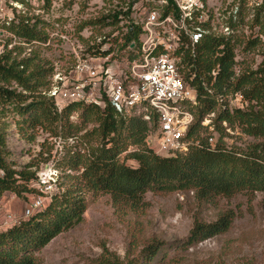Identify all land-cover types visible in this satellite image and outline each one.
<instances>
[{
	"label": "trees",
	"instance_id": "1",
	"mask_svg": "<svg viewBox=\"0 0 264 264\" xmlns=\"http://www.w3.org/2000/svg\"><path fill=\"white\" fill-rule=\"evenodd\" d=\"M43 1L44 7H49L50 0ZM128 15L113 11L98 22L111 26L119 22L120 16ZM30 22L31 19H13L6 28L25 44H45L48 35L38 28L40 21ZM256 23L260 25V35H264V16L260 13ZM137 35V30H128L121 50L136 43ZM258 42L261 39L256 38L249 44ZM23 50H7L6 45L0 54V107L11 108L23 136L41 131L51 137L72 138L81 149L67 161V173L58 192L41 209L0 232V264H41L38 253L55 237L83 221L88 193L108 194L120 216L144 210L146 193L191 192L198 209L239 194L245 195L249 204L256 193L264 195V59L255 70L236 74L230 40L206 37L196 51L194 82L200 89L199 106L192 111L194 122L187 133V138L199 141V146L190 147L183 155L162 157L145 143L149 130L156 125L155 116L150 126L140 118H124L114 111L104 94L98 103H68L59 111L54 100L44 94L52 67L46 68L47 63L36 50L20 57ZM110 52L111 49H97L92 54L97 58ZM129 54L131 59L132 53ZM212 70L216 71L215 78L210 77ZM201 79L213 90L212 94L200 86ZM229 94L241 95L244 107L229 109L224 101ZM77 111L81 112L78 122L72 123L70 116ZM210 113L215 116L210 136L217 135L212 145L208 136L201 135L205 129L201 122ZM227 129H238L253 142L228 145L224 140L229 137ZM123 154L125 162L134 161L137 167L120 161ZM9 155L0 134V199L7 192L25 199L24 195L34 192L29 186L36 180V171L31 170L32 164L17 167ZM236 216L233 209L218 213L211 222L194 216L187 237L177 246L188 248L228 232ZM163 246V242L152 240L128 264H150ZM111 258L104 248L99 263L117 264Z\"/></svg>",
	"mask_w": 264,
	"mask_h": 264
},
{
	"label": "rangeland",
	"instance_id": "2",
	"mask_svg": "<svg viewBox=\"0 0 264 264\" xmlns=\"http://www.w3.org/2000/svg\"><path fill=\"white\" fill-rule=\"evenodd\" d=\"M127 1L50 0L49 7L45 8L43 0H25L23 4L0 0V54L6 45L7 50L23 48L20 57L36 50L47 63L46 68L52 67L53 75H60V87L64 88V77L70 79L74 65L81 60L94 59L92 53L97 49H111V61L128 57L126 49L121 50L126 17H122V25L104 26L98 22L113 11L122 12ZM21 18L31 19V24L36 19L40 21L38 28L48 35L45 44H25L7 30L13 19ZM247 25L248 30H240L232 38L236 74L255 70L264 59V35H261V43L249 44L260 33L252 30L254 22L248 21ZM90 64L102 68L101 61ZM224 101L229 109L244 107L238 96L226 95ZM54 103L60 111L62 101ZM80 113H72L70 121L77 123ZM17 120L11 108L0 107V134L10 153L8 158L17 167L32 164L36 180L29 186L34 192L24 195L25 199L9 192L3 194L0 199V232L25 219V210L36 198L49 199L58 192V185L64 183L67 173V161L72 153L81 149L72 138L51 137L41 131L33 136H23L16 126ZM203 127L201 135L208 136L209 126ZM210 127L214 128L213 125ZM226 132L229 137L224 140L228 145L243 146L253 142L238 129H227ZM213 137L215 141L217 135L213 134ZM124 155L120 161H124ZM125 164L137 167L134 161ZM46 185L51 186L47 194L44 193ZM85 198L87 209L83 221L55 237L38 253L41 264H100L104 248L112 255L111 261L116 259L117 264H128L129 259L139 257L144 245L152 240L161 241L164 246L150 264H264V195L261 193H256L250 204L245 195L239 194L231 199H219L214 205L201 209L197 208L191 192L146 193L145 209L123 216L115 213L108 194L88 193ZM228 209L237 213L228 232L188 248L177 246L187 237L194 216L211 222L218 213Z\"/></svg>",
	"mask_w": 264,
	"mask_h": 264
},
{
	"label": "built area",
	"instance_id": "3",
	"mask_svg": "<svg viewBox=\"0 0 264 264\" xmlns=\"http://www.w3.org/2000/svg\"><path fill=\"white\" fill-rule=\"evenodd\" d=\"M124 5L122 12L129 13L126 33L138 31L137 42L126 47L128 57L111 61L113 55L109 54L78 61L70 79L64 77V88L60 87V75L55 73L44 94L54 102L62 101V107L73 102L98 103L104 94L114 111L124 118H140L150 126L155 116L156 125L149 130L146 145L162 157L183 155L190 147L199 146V141L187 138L194 122L192 111L199 106L200 89L194 82L197 48L206 37L229 39L233 45V35L248 30V21L255 23L252 30L259 33L256 17L258 13L264 16V0H128ZM122 17L125 16L119 17L120 25ZM256 38L263 39L260 34ZM92 61H101L102 68L92 66ZM215 76L212 70L210 77ZM200 86L213 93L202 79ZM236 96L241 100V95ZM213 117L214 113H210L201 122L209 126L210 145L214 142L209 125ZM50 188L46 185L44 193H49ZM47 200L36 198L25 210V218L41 209Z\"/></svg>",
	"mask_w": 264,
	"mask_h": 264
}]
</instances>
